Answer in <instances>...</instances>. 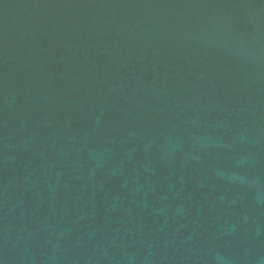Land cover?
Instances as JSON below:
<instances>
[{
  "label": "water",
  "instance_id": "obj_1",
  "mask_svg": "<svg viewBox=\"0 0 264 264\" xmlns=\"http://www.w3.org/2000/svg\"><path fill=\"white\" fill-rule=\"evenodd\" d=\"M0 264H264V0H0Z\"/></svg>",
  "mask_w": 264,
  "mask_h": 264
}]
</instances>
